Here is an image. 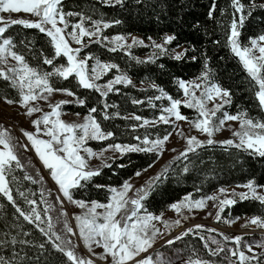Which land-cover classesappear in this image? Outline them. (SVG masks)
<instances>
[{
  "label": "trees",
  "instance_id": "trees-1",
  "mask_svg": "<svg viewBox=\"0 0 264 264\" xmlns=\"http://www.w3.org/2000/svg\"><path fill=\"white\" fill-rule=\"evenodd\" d=\"M213 2L215 11L210 19L208 13ZM241 3L244 5V22L239 29V42L242 46H248L251 39L264 35V0H241ZM60 7L65 13H79L91 18V21L110 23L112 26L103 29L101 37L138 36L144 40L163 42L165 36H175L176 39L166 45L168 51L182 49L184 52L187 49L185 57L179 61L169 54H161L153 57L154 62L140 63L138 61H147L153 56L149 47H132L127 50L130 55H126L124 50L109 51L111 45L106 42L89 43L81 52L83 56L91 55L101 62L116 64L120 70L118 73L126 75L132 81L128 86L116 85V90L107 97L81 88L74 76L68 80L51 77L50 82L54 88L68 89L74 93L77 101H84L83 106L76 103L64 104L62 112L88 115L91 108H96L97 112L92 115L102 130L114 133L111 139L104 142L88 143L94 150L111 144L135 145L140 141L135 137L143 140L145 137L153 139L166 135L168 127H140V122L158 118L162 114V108L169 106L170 102L166 98L155 99L161 95V91L165 96L179 100L182 90L178 81H190L199 77L205 71L206 62L210 82L219 84L231 93V103L225 107V111L232 115L243 111L253 120L264 121V112L255 95L257 87L227 43L231 23L234 18L239 22L240 17L231 6V0H123L119 5L109 4L106 0H62ZM67 19L70 24H75L80 17L74 15ZM85 26L92 24L86 21ZM3 38L13 41V50L24 56L31 67L41 72L52 71L51 66L43 63L45 58H52L54 55L50 38L44 33L22 25H11L7 27ZM91 62L94 63L95 59L89 61ZM54 63L60 66L66 65L67 61L62 57ZM113 72H117L116 69H112L107 77ZM139 85L144 87H137ZM5 98L18 101L19 94L9 81L0 79V99L5 101ZM105 105L108 106L107 114L111 117L107 120L104 119ZM180 111L190 120L195 117L193 111L182 106ZM134 116H140L142 120L137 121ZM157 158L155 153H127L107 162L110 167L102 166L100 175L82 182L83 187L70 189V193L76 201L105 204L111 195L110 188L122 186L136 172L153 165ZM185 168L187 172L184 171ZM165 169L167 172H164ZM159 174L160 180L154 183L143 201L144 209L151 214L162 213L168 206L189 194L192 198L199 199L221 188L243 185L250 180L257 185H264V157L227 145H204L186 158L168 161L160 168ZM36 180L31 185L38 187L39 183L36 182L39 181ZM9 187L16 205L25 213H30L32 207L26 209L14 194L11 185ZM235 200L237 202L234 205L225 207L221 213L222 226L242 217L264 218V205L259 201ZM40 228L43 226L37 227L36 224L25 221L7 198L0 194V242H3L0 255L13 260L15 264H71L65 255L53 248L51 234H42ZM51 239L54 240V237ZM13 240L16 241L14 245ZM20 241L28 243L21 244ZM40 245L44 247L41 248ZM257 257L258 260L253 259L250 264H264V251Z\"/></svg>",
  "mask_w": 264,
  "mask_h": 264
},
{
  "label": "snow or ice",
  "instance_id": "snow-or-ice-1",
  "mask_svg": "<svg viewBox=\"0 0 264 264\" xmlns=\"http://www.w3.org/2000/svg\"><path fill=\"white\" fill-rule=\"evenodd\" d=\"M106 2L119 5L122 4L123 0H106ZM61 4L62 0H0V13H25L37 18L35 21L24 19L5 21L3 17H0V24L4 25L0 26V65L4 66L0 67V79L9 81L19 94L18 101L5 98V102L8 104L18 103L20 107L26 109L25 114L28 116H32L38 112L42 113L38 119L32 121L33 127L36 130L35 133L24 132V136L31 143L32 148L44 167L50 170L52 179L57 184L63 197L71 203L76 204L79 208L85 209L82 215L76 216L74 219L77 221L76 227L79 230V237L84 241V245L89 252H93V245L102 248V254H95L94 252L93 254L98 255L99 259H105L110 256L111 264H128L129 261H134L135 264H171V261L166 259L157 258L154 261L151 256H146L139 260L136 259L141 253L147 252L153 246L157 236L160 235L159 229L155 227L153 221L163 222L165 228L171 227V224L167 221H162V216L148 213L142 203L149 195V190L153 187L154 183L160 180V174L148 182L146 188L137 189L135 198L128 195L132 190V185L128 181H125L120 189L114 187L109 189L111 195L106 204L93 201L88 206L83 201L74 200L70 193V189L83 187L82 182H88L93 177L100 175L99 169H91L89 167L88 161L92 158L99 159L104 152L109 150L118 152L121 156L130 152H155L159 157L170 134L156 140H150L147 137L141 140L140 137H135V139L140 140V144L144 145L143 147L140 145L111 144L107 148L102 149L100 153H94L91 148L85 147L88 140L104 141L114 136L112 132H104L99 122L92 115L97 112L96 108L89 110L88 115L84 117L83 123L75 124L67 123L60 119L62 115L61 107L63 104L68 103L67 101H62L55 105L50 104V112H43L40 107L33 106L37 100L47 101L48 97L54 92H63L68 96L74 95L68 89L54 88L50 82L53 76L62 80H68L69 77L74 76L81 88L93 90L99 93L101 97H107L109 93L116 90L115 85L123 84L128 86L132 83L124 74L116 75L104 84L97 83L112 69H116L117 72L120 70L116 64L101 62L91 55L81 58L80 53L87 46L85 38L93 43L107 41L112 45L108 49L109 51L124 50L126 55H130V52L127 50L133 46H147L144 45L143 41L136 38H133L132 43L128 44L126 43V38L121 35L114 36L108 41L107 37H101V31L102 28L107 29L111 27L110 23H103L99 20L91 21V18L79 13H65L60 7ZM231 6L235 13L240 14V17L239 22L235 18L233 19L227 43L231 52L238 58L247 76L257 87L255 93L256 99L261 110L264 111V35L251 39L250 46H242L239 42L241 35L239 29L243 26L244 22V5L241 3V0H231ZM214 11L215 2H213V6L208 13L210 19ZM74 15L79 16L80 19L77 23L70 24L67 17ZM86 21L91 22V29L85 26ZM115 23H119V21H115ZM11 25H22L26 28L38 29L50 38L54 55L52 58H45L43 63L51 66L52 71L41 72L37 68L31 67L26 62L24 56L17 54L13 50L15 47L13 41L9 38H3L7 27ZM69 28H71V31L68 30ZM94 37L95 39H93ZM175 39V36H165L163 44H157L153 41L151 47L158 50V53H153V56H150L147 61L138 62H154L153 57L157 54H166L168 49L165 46L171 44ZM72 44L79 45V47L73 48ZM186 52L187 49L184 52L176 53L173 59L177 61L183 59ZM62 57L66 58V65L56 66L54 61ZM9 58L15 61L14 65L8 66ZM94 59L95 63L89 65V61ZM204 68L205 71L196 78L200 81L199 83L184 81L182 79L178 81V86L183 91V100H176L171 96H165L163 91H161V95L155 97L156 100L166 98L170 102V106L162 108V114L157 120H142L140 116H134L133 118L137 121L142 120L140 127L149 124L155 125L157 122L171 124L173 123V118L175 121H187L196 131L208 137L206 142L198 140L196 136L186 137L187 147L176 159H180V157L186 158L189 152H195L196 149L203 147L205 143L208 145L214 144L215 141L212 139L214 133L219 132L227 121L238 122L239 130L233 132V136L237 138L238 143L233 140H226L222 142L224 145L246 150L250 154L264 157V121L253 120L248 117L246 112L242 111L236 115L224 112L222 117L219 118V123H215L214 118H216L217 113L226 104L231 103V93L219 84L210 82L207 62ZM197 91L200 92L199 96L196 95ZM216 100H219L220 103H214L213 107L209 109L207 104ZM77 103L81 106L84 105L83 100H78ZM133 103H142V101H133ZM181 106L195 109L198 113L197 118L188 121V118L180 111ZM107 107L105 105L104 119L106 120L111 118L107 114ZM76 115H79V113ZM41 125H43V128ZM179 134L183 135L182 133ZM41 135L49 139H40ZM103 166L110 167L111 165L105 163ZM20 167V161L12 144V137L6 129H0V194L7 198L9 203L15 207L16 212L25 221L29 224H36L39 227L44 221L36 207L33 206L30 213H25L16 205L11 194L8 176L13 172L14 168L18 169ZM184 171L187 172V168ZM164 172H167V169ZM135 175L140 176L141 173L138 171ZM25 179H30V177L26 176ZM97 187L102 186L97 185ZM237 187L246 188L248 191L239 194L235 192L229 194L226 189L221 188L219 193L220 196L225 197L224 199H219L216 195H210L199 200H193L191 194H189L182 200L171 204L169 210L175 211L177 215L182 216V210L184 209L188 211L194 209L202 210L207 201H217L219 199V210L216 213V219L220 220L224 206L234 205L237 202L233 198H228L229 196L235 197L239 195L241 201L252 199L264 205V195L258 192V188H264V185H257L254 181L250 180L248 183L238 185ZM20 195L24 196V193L21 192ZM26 202L29 205H35L36 203L33 200H27ZM98 209H102L103 211H97ZM49 211L50 206L44 209V215H47ZM142 212L143 214H141ZM61 215L64 214L61 213ZM174 223L178 226L180 221L176 220ZM228 223L232 222L229 221ZM248 224L264 228V218L252 217L248 221ZM195 227L200 229L202 226L196 225ZM64 228L67 233L74 234L72 228L67 223H65ZM39 230L42 234H51L50 242L53 248L65 255L71 264H94L91 259L77 256L74 248L70 247L71 241L65 240L53 231L51 217L47 221V230L44 228H40ZM191 231L192 229H189L182 235H188ZM209 231L213 230L209 229ZM24 235H28V233H24ZM51 237H54V240ZM181 238L182 236L176 237V239ZM223 239L224 241L231 239V242L236 245L234 249H229L228 251L232 257H238L239 264H250L251 260H258L255 254L247 256L241 250L243 246L240 236L232 238L224 236ZM173 242L172 240L168 241L169 244ZM15 243L16 241L13 240L12 244L14 245ZM20 243L26 244L28 242L20 241ZM212 243L216 245V248L214 250L210 249L209 255L218 256L226 250L225 246L221 245L219 241L212 240ZM258 246L264 247V244ZM2 247L3 242H0V248ZM39 247L43 248L44 245H40ZM204 247L209 248V245L205 243ZM247 250L252 252V247L247 246ZM0 264H15V262L0 255ZM186 264H211V262L193 253L188 257ZM232 264H236V262L233 261Z\"/></svg>",
  "mask_w": 264,
  "mask_h": 264
},
{
  "label": "rangeland",
  "instance_id": "rangeland-1",
  "mask_svg": "<svg viewBox=\"0 0 264 264\" xmlns=\"http://www.w3.org/2000/svg\"><path fill=\"white\" fill-rule=\"evenodd\" d=\"M0 17H3L5 21L14 20V19H24L27 21H35L37 18L25 13H0ZM0 26H4L0 24ZM88 28H92V26H87ZM71 31V28L68 29ZM103 30V28H102ZM117 36V35H116ZM122 36V35H121ZM114 37V36H112ZM112 37H107L108 41L111 40ZM126 38V43L131 44L132 39L136 38L144 42V45L147 46H133V47H149L152 53H158V50L151 47V44L154 40H144L138 36H124ZM95 39V37L93 38ZM108 43L107 41H105ZM157 44H163L160 41H154ZM91 43L87 38H85V44L88 45ZM109 45H111L109 43ZM73 48L79 47V45L72 44ZM112 46V45H111ZM250 46V43L249 45ZM166 47V46H165ZM182 52V49H176L173 51H167L166 54L171 56H175L176 53ZM161 55V54H157ZM80 57H84L80 53ZM66 59V58H65ZM95 63V62H94ZM15 61L11 58L8 59V66L14 65ZM93 64V62L89 63V65ZM0 67H4L0 65ZM121 73L113 72L112 77L104 76L102 79H105L104 82L100 84H104L107 81L113 79L116 75H120ZM131 80V79H130ZM199 83L197 79L190 80ZM99 81H97L98 83ZM123 85V84H118ZM116 86V85H115ZM114 86V87H115ZM137 87L143 88V85H139ZM197 96L200 95V92L197 91ZM184 95L182 91V97L179 100H183ZM62 101H67L69 103H77V100L74 96H68L63 92H54L51 96L48 97L47 101L45 100H37L34 102L33 106L40 107L43 112H50L51 108L49 105H55ZM214 103H220L219 100L209 102L207 107L211 109ZM64 105V104H63ZM62 105V106H63ZM226 104L220 112L217 113L216 118H214L215 123H219V118L222 117L225 111ZM170 106V104H169ZM183 107V106H182ZM185 108V107H184ZM194 112L195 120L198 116V113L195 109L186 108ZM62 112V111H61ZM264 112V111H263ZM26 109L19 106L18 103L8 104L4 100L0 99V129H6L9 135L12 137V144L14 146L15 153L20 161L21 167L14 168L13 172L9 174L8 179L12 189L15 191L14 194L19 197L20 201L25 205L24 207L28 209V207H36L37 211L40 212L43 223L39 226H43L45 230H47V221L48 218L51 217L53 223V231L63 237L65 240H70V247L74 248L75 253L79 257H83L85 259L93 260L94 264H111V257L108 256L105 259H99L98 255L102 254L103 249L96 247L93 245V252H89L88 249L84 245V241L79 237V230L76 227L77 221L74 217L82 215L85 209L79 208L76 204L71 203L66 198L63 197L62 193L59 191L57 184L52 179L50 174V170L46 169L40 159L37 157L35 150L32 148L31 143L24 136V132L35 133V128L33 127L32 121L38 119L42 113H34L32 116H28L25 114ZM86 115H76L68 112H62L60 119L67 123H75L80 124L84 122V117ZM154 120H157L154 119ZM153 121V120H149ZM188 121H191L188 119ZM142 121L140 122V124ZM155 126H165L167 128V134L169 135L168 141L164 144L163 151L157 158L156 162L151 165V167L147 168V171H141L140 176H134L129 179L128 182L132 185V190L128 193V195L132 198L136 196V190L142 187H147L148 182L152 181L157 174L160 172V168L170 160H175L176 157L180 156V153L184 152L187 144L186 137L196 136L198 140L202 142H206L208 137L200 132L196 131L193 126L187 121H175L173 118V123L171 124H163L157 122L155 125L149 124L144 127H155ZM43 128V125H41ZM239 130V124L235 121H227L223 128L219 132H215L212 139L215 141L214 144L224 145L222 142L226 140H233L238 143L236 137L233 136V132ZM182 133L183 135H180ZM165 136V135H164ZM163 136V137H164ZM156 137L150 140H156ZM40 139H49L46 136H40ZM106 141V140H104ZM104 141H96V140H88L85 147L91 148L88 146V143H100ZM124 145V144H121ZM143 147L144 145L140 144V141L135 144ZM208 145V144H204ZM213 145V144H212ZM109 146V145H108ZM105 146L102 149L107 148ZM94 153H100V150H94L91 148ZM155 153V152H152ZM189 152L188 154H190ZM85 155L84 153H81ZM127 154V153H126ZM156 154V153H155ZM122 157L120 153L114 152L112 150L106 151L103 155L97 159L92 158L88 161L89 167L91 169H99L107 162L111 160H115ZM181 158V157H180ZM30 177V179H25V177ZM15 177V179H13ZM37 179V180H36ZM36 180L39 182L38 187L31 185L32 182ZM244 185V184H243ZM232 186L226 188L227 192L230 194L235 192L237 194L247 192L248 189L243 187ZM120 189V187H116ZM220 190V189H219ZM219 190L215 191L210 195H216L219 199H224V196H220ZM23 192L24 196H21L20 193ZM258 192L264 195V188H258ZM209 195V196H210ZM59 198V199H58ZM205 198V197H203ZM228 198L240 199L239 195L235 197L229 196ZM193 200H199L194 199ZM219 199L217 201H207L205 207L202 210L194 209L192 211H188L187 209L182 210V216L177 215L175 211L169 210V206L165 211L159 214H153L157 216H162V221H167L171 224L170 228H165L164 223L161 221H153L155 227L159 229L160 235L157 236L153 246L148 249L147 252L141 253L140 256L136 257L137 260L142 259L146 256H151L155 261L157 258L166 259L171 261V264H186V261L190 255L196 253L200 258L208 260L211 264H232L233 261L236 264H239L238 257H232L229 249H234L236 245L229 241H224L223 237L227 236L229 238L240 236L242 238L241 244L242 249L245 252V255L259 256L263 253L264 247H260L258 245L264 244V228L256 227L254 225L248 224V221L251 217H242L231 221L232 223H226L225 226L221 225L220 220L216 219V213L219 210ZM33 200L35 201V205H29L26 201ZM109 201V200H108ZM108 203V202H107ZM143 203V201H142ZM86 205L90 206L91 203H86ZM106 204V203H105ZM42 205V208H41ZM50 206V211L47 215H44V209ZM231 205H226L225 207H229ZM97 211H103L102 209H98ZM63 213L64 215H61ZM143 214V212L141 213ZM186 217V218H185ZM179 220L180 223L177 226L174 222ZM67 225L72 228L74 234H69L66 232L64 225ZM201 225L200 229H197L195 226ZM189 229H192L188 235H182L187 232ZM212 229L213 231H209ZM182 236L181 239H176V237ZM172 240L173 243L169 244L168 241ZM212 240H217L221 243V245L225 246V251L221 252L218 256L209 255L210 249L214 250L216 245L212 243ZM207 243L209 248H205L204 245ZM247 246L252 247V252L247 250ZM159 254V256H158ZM227 257V258H226ZM128 264H135L134 261H129Z\"/></svg>",
  "mask_w": 264,
  "mask_h": 264
}]
</instances>
